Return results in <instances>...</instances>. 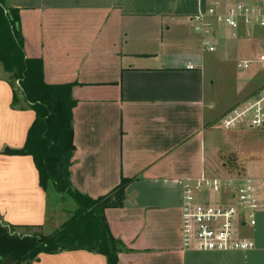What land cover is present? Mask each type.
Listing matches in <instances>:
<instances>
[{"label": "crops", "instance_id": "1", "mask_svg": "<svg viewBox=\"0 0 264 264\" xmlns=\"http://www.w3.org/2000/svg\"><path fill=\"white\" fill-rule=\"evenodd\" d=\"M5 2L19 11L26 58L43 60L46 82L76 84L73 189L98 199L123 179L132 181L123 208L105 211L111 234L124 247L119 264H264V215L244 234L255 242L254 251L181 249L182 183L242 172L230 150V164L217 161L214 132H223L230 148L242 135H264L220 129L221 118L258 85L251 81L245 87L251 91L240 87L238 93L229 78V60L251 53L241 38L245 32L220 30L216 51L205 52L187 20L205 12L210 0ZM190 64L196 69L188 70ZM5 75L0 66V221L16 231H43L48 198L33 157L4 154L24 148L36 115L23 98L13 105L18 90ZM226 77L229 94L221 91ZM32 264L108 261L97 253L64 251L41 254Z\"/></svg>", "mask_w": 264, "mask_h": 264}, {"label": "trees", "instance_id": "2", "mask_svg": "<svg viewBox=\"0 0 264 264\" xmlns=\"http://www.w3.org/2000/svg\"><path fill=\"white\" fill-rule=\"evenodd\" d=\"M0 63L12 81H19L22 98L36 115L24 148L6 150L4 154L33 157L42 189L46 192L52 183L58 192L71 195L78 205L75 217L50 236L40 233L20 236L14 226L0 221V264H32L41 254L64 251L97 253L105 256L108 264H118V255L124 247L111 234L105 211L123 208L126 189L132 181L123 179L110 194L98 199L73 189L70 169L75 152L76 84L45 82L43 60L25 57L19 11L6 7L5 0H0ZM17 103L14 93L13 105Z\"/></svg>", "mask_w": 264, "mask_h": 264}, {"label": "built area", "instance_id": "3", "mask_svg": "<svg viewBox=\"0 0 264 264\" xmlns=\"http://www.w3.org/2000/svg\"><path fill=\"white\" fill-rule=\"evenodd\" d=\"M192 31L203 41L204 51H216L220 30L264 32V0H210L206 11L188 18ZM253 57L239 63L243 72H253L258 85L220 120L225 131H264V45ZM188 70H195L189 65ZM181 249L200 253L249 252L256 250L244 232L264 215V178L203 175L182 183Z\"/></svg>", "mask_w": 264, "mask_h": 264}, {"label": "rangeland", "instance_id": "4", "mask_svg": "<svg viewBox=\"0 0 264 264\" xmlns=\"http://www.w3.org/2000/svg\"><path fill=\"white\" fill-rule=\"evenodd\" d=\"M6 7L8 5L6 4ZM244 38L243 43L247 44L248 50L251 51L249 55L241 54L237 55L238 57L234 59H230L229 67L232 69L231 75L229 78L233 79L237 83L235 88H237V92H240V87L244 88V94L251 91L250 88H245L249 84H253L251 81L253 72H242L236 66H239L240 60L247 57H253L260 51L259 46L264 45V32L262 30H254L248 31L241 35ZM230 35L225 34L223 39H229ZM253 44V45H249ZM247 46L244 48L245 53H247ZM25 55V52H24ZM26 57V55H25ZM0 66L2 64L0 63ZM45 73V69H44ZM252 73V74H251ZM5 77L12 83L15 88L18 90L17 98L21 99L22 92L20 89L19 81L11 80L10 75L7 74ZM223 85L221 87V91L225 93H230L229 87V79L227 77L224 79ZM46 82V79H45ZM47 83V82H46ZM48 84V83H47ZM51 85V84H50ZM21 94V95H20ZM223 132L215 131L212 135V144L216 147V158L218 162L230 164L231 160L229 159L232 156L227 155L230 150L232 154H234L236 164L242 169V172H236L234 176H246V177H257L264 175V135H252L250 137H246L245 135L240 137L238 141L237 147L232 146L226 147L224 144ZM215 153V152H214ZM210 156H213V152ZM220 163V164H222ZM47 198H48V219L47 225L43 229V231L35 230V231H16L18 235H33L36 233L43 234L45 236H50L57 231H60L64 228L76 215L78 211V205L74 198L67 193H60L56 190L55 185L52 183L48 184L47 188ZM2 223V222H1ZM248 230H245L244 234H247ZM122 253V252H121ZM119 257V255H118ZM119 264V263H118Z\"/></svg>", "mask_w": 264, "mask_h": 264}]
</instances>
